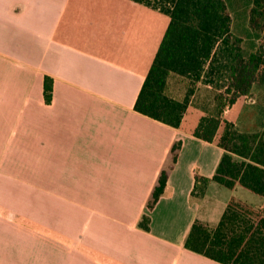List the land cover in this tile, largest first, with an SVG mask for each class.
I'll use <instances>...</instances> for the list:
<instances>
[{"label": "crops", "instance_id": "obj_1", "mask_svg": "<svg viewBox=\"0 0 264 264\" xmlns=\"http://www.w3.org/2000/svg\"><path fill=\"white\" fill-rule=\"evenodd\" d=\"M169 22L131 0H0V264H222L186 247L193 223L215 228L232 198L264 215L240 184L193 194L224 155L222 127L213 142L194 135L217 112L210 84L178 128L135 110Z\"/></svg>", "mask_w": 264, "mask_h": 264}, {"label": "trees", "instance_id": "obj_2", "mask_svg": "<svg viewBox=\"0 0 264 264\" xmlns=\"http://www.w3.org/2000/svg\"><path fill=\"white\" fill-rule=\"evenodd\" d=\"M169 17L154 61L135 103V110L174 128L180 127L198 83L215 90L217 112L201 118L194 135L217 143L224 155L212 178L196 175L193 194L203 196L208 183L233 189L240 184L264 197V121L254 131L240 130L221 120L224 110L242 97L264 91V0H246L247 35L233 31L231 0H131ZM233 2V0H232ZM233 6V5H232ZM246 39L249 48L244 46ZM185 79L186 91L174 95L171 78ZM44 98L51 103L53 79L44 78ZM178 145H174V159ZM168 175L163 171L148 207L164 193ZM144 215L140 227L149 230ZM186 247L222 264H264V215L260 209L232 198L218 225L212 228L196 220Z\"/></svg>", "mask_w": 264, "mask_h": 264}, {"label": "rangeland", "instance_id": "obj_3", "mask_svg": "<svg viewBox=\"0 0 264 264\" xmlns=\"http://www.w3.org/2000/svg\"><path fill=\"white\" fill-rule=\"evenodd\" d=\"M246 0H231L230 12L233 19V31L236 35L244 37L248 32ZM249 40L244 39V46L249 48ZM176 84L175 81H173ZM243 131H254L262 127L264 121V91L254 90L253 95L242 97L236 107L226 117Z\"/></svg>", "mask_w": 264, "mask_h": 264}]
</instances>
